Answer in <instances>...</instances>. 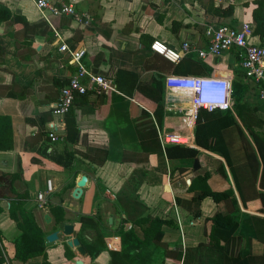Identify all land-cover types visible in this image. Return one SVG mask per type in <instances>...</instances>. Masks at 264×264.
Returning a JSON list of instances; mask_svg holds the SVG:
<instances>
[{
    "label": "crops",
    "instance_id": "crops-1",
    "mask_svg": "<svg viewBox=\"0 0 264 264\" xmlns=\"http://www.w3.org/2000/svg\"><path fill=\"white\" fill-rule=\"evenodd\" d=\"M66 1L77 11L89 13L93 21L83 25L70 16L51 17L53 25L71 47L86 49L87 67L110 77L118 85L119 93L90 91L86 97L77 98L70 114L76 140L68 139L65 121V126L58 130L64 139L52 141L48 137L56 121L52 109L76 67L69 55L60 50L57 35L33 0H0L13 13L0 26V115L12 118L14 130V148L0 150L3 264H76L80 257L67 244V238L60 235L53 242L47 240L49 234L65 224H72L74 237L81 240L84 236L93 242L99 235L104 239L105 248L95 259L81 241L87 251L84 264H111V252L124 249L123 230L133 229L144 239L146 224L139 221L147 216L171 222L163 226L164 236L159 245L141 249L146 257L141 264H196L192 257L186 258L187 250L209 243L216 213L236 211L240 214V227L243 214L264 218L258 196L264 191L260 185L262 172L255 179L247 159L232 148L230 165L212 146L199 144L198 111L175 114L165 105L168 75L222 76L225 71L233 80V96L235 82L244 88L241 102L246 122L237 115L235 107L228 110L255 145L246 123L264 138L260 84L247 77L236 49L207 58L192 52L179 64L151 50L155 40L178 51L186 41L206 48L205 31L209 25L240 27L249 23L254 29L256 0ZM231 5L233 13L224 14L223 10ZM250 42L264 46V40L255 33ZM189 61L204 63L206 68L202 73L193 72ZM159 131L188 137L190 144L166 147L179 151L197 149L198 155L169 157L166 147L161 145ZM212 142L211 138L209 143ZM97 150H106L107 157ZM65 151L74 154L69 168L53 159ZM195 158H199L198 168L194 167ZM135 171L142 179L138 200L132 196L137 184L131 180ZM206 173L209 187L213 191L232 188L236 203L232 197L216 202L212 196L201 197V190L189 189L197 176ZM82 175L88 176V182L82 196L75 198L73 190ZM42 192L47 199L44 207L38 203V194ZM19 195L26 196L25 208L33 212L46 238V257L36 256L26 263L16 259L14 240L22 231L11 215L12 202ZM54 206H62L66 212L59 223L51 211ZM240 247L241 244L235 246ZM251 251L264 255V242L253 238Z\"/></svg>",
    "mask_w": 264,
    "mask_h": 264
},
{
    "label": "trees",
    "instance_id": "trees-1",
    "mask_svg": "<svg viewBox=\"0 0 264 264\" xmlns=\"http://www.w3.org/2000/svg\"><path fill=\"white\" fill-rule=\"evenodd\" d=\"M255 4L256 8L253 11V19L255 22L254 33L259 35L264 40V0H256ZM233 10L234 6L231 5L227 8V10H223V13L232 14ZM12 14L13 13L7 6L0 3V26L3 22L9 21L13 16ZM184 58L185 57H183L182 60ZM188 65V67L196 73H202L204 67L206 68V65L199 61H189ZM95 73L100 74L96 71ZM113 84L115 85L116 83L113 82ZM243 91V86L238 81L235 82L234 96L236 100V113L244 122H246L243 108L244 105L241 102ZM89 93L90 91H88L86 94L78 95L76 99L80 97H86ZM71 112L72 108L66 117L68 128L67 137L70 141H74L76 140V136L72 134L73 128L70 118ZM198 112V143L205 146L206 148L212 146L214 150L219 151L227 159L230 165V150L234 149L241 155L243 154L244 156H242L243 158L247 159V164L250 166L251 172L255 179L258 178L260 171L262 172L260 185L261 188L264 189V138L255 133L252 126L246 123L247 126H245L250 130L251 135L253 136L254 143L256 145L255 148V145L248 138L247 134L237 122L234 114L229 110L209 111L205 108H200ZM211 138L214 141L212 144L209 143ZM13 148L14 130L12 118L10 116L0 115V150L7 151L12 150ZM166 151L169 157L180 155L196 157L198 155L197 149L185 150L182 148L179 151L176 150V147H166ZM97 152H104L105 156L107 154L106 150H97ZM73 158L74 154L68 151L53 156V159L57 163L67 168H69L73 163ZM136 178H139V173L135 171L131 176V180L134 179L137 181V184L134 187L132 196L138 200L139 196L137 195V190L139 189L142 179L139 178L138 181ZM208 179L209 175L207 173L205 175L197 176L193 180L189 189L191 191L201 190V197L212 196L216 202H220L232 197L234 198L233 202L236 203L234 190L232 188H229L225 191H213L207 184ZM239 191L241 194L243 193L241 188ZM258 196L262 201L261 208L263 209L264 191L259 192ZM25 198V195H19L18 198L12 202L11 206V215L16 219L19 228L22 231L20 236L14 240L16 245V259L21 260L24 263L36 256L42 255L46 257L45 232L39 226L33 212L25 208ZM51 211L56 216L57 223L65 219L66 212L62 206H54L51 208ZM239 217L240 214H237L236 211L228 214H223L220 212L216 213L212 218L213 225L209 233V243L207 245H200L198 247L188 249L186 258L189 259L192 257V260H194L196 264H264V255H254L251 251V240L253 238H257L264 242V218L243 214V221H241L240 227ZM170 222L171 221L158 217H143L139 223L141 225L146 224L144 227V239H141L133 229L129 231L123 230L121 235L124 249L122 252H111V264H141V262L146 258L144 253L140 252L141 249L151 244L159 245L164 236L163 226L165 224H170ZM79 239L80 241H83L85 246H87L88 252L93 259H95L96 256L105 248V242L103 241L104 239L101 235L98 236V239L94 237L93 242L88 241L84 236H82V240L81 238ZM96 240L101 243V246H97L98 243ZM237 244H241V247L238 249L235 248ZM0 254H3L1 249ZM70 258H72V256H70ZM4 262L5 259L2 258L0 260V264H3ZM45 264L49 263L45 262ZM185 264L187 263L185 262Z\"/></svg>",
    "mask_w": 264,
    "mask_h": 264
},
{
    "label": "built area",
    "instance_id": "built-area-1",
    "mask_svg": "<svg viewBox=\"0 0 264 264\" xmlns=\"http://www.w3.org/2000/svg\"><path fill=\"white\" fill-rule=\"evenodd\" d=\"M33 1L57 35L61 43L60 50L69 55L72 64L76 67L68 83L62 86L58 101L52 109L56 121L52 124L48 137L52 141H58L64 139L58 130L65 126L66 117L78 95L86 94L88 91L119 93V90L110 77L96 74L87 67L84 62L86 49L71 47L53 25L51 18L70 16L82 22L83 25H89L93 21L92 16L87 12L77 11L74 5L66 0ZM205 33L207 36L206 48L193 46L189 41H186L178 51L168 47L160 40H155L151 44V50L174 63H179L183 57L192 52H196L201 58H207L210 55L219 56L236 49L240 64L247 77L260 84V96L264 101V46L250 42L254 35L252 25L249 23H244L240 27L227 24L209 25ZM165 88L166 109L175 114L195 113L200 108L214 111L215 109L228 110L235 107L233 80L228 75L171 74L166 77ZM159 138L164 148L168 144H190L188 137L177 133L163 134L159 131ZM48 187L51 191L50 181ZM38 203L40 207L46 206L45 193L38 194Z\"/></svg>",
    "mask_w": 264,
    "mask_h": 264
},
{
    "label": "water",
    "instance_id": "water-1",
    "mask_svg": "<svg viewBox=\"0 0 264 264\" xmlns=\"http://www.w3.org/2000/svg\"><path fill=\"white\" fill-rule=\"evenodd\" d=\"M221 73V72H220ZM223 74H229L222 72L221 75ZM200 166L199 163V158H195V168H198ZM3 177H0V180ZM88 182V176L87 175H82L81 178L77 181V186L73 190V196L75 198H80L83 194L84 187L87 185ZM10 185V183H9ZM9 190V188H7ZM46 219L48 222L51 221L49 215H46ZM60 235H63L65 238H67V244L75 249V252L78 254L80 257L79 259L76 260V264H84V257L87 256V251L85 247L81 244V241L78 237H74V226L72 224H65L62 229H58L51 234L47 236V240L50 242H53L55 240H58Z\"/></svg>",
    "mask_w": 264,
    "mask_h": 264
}]
</instances>
